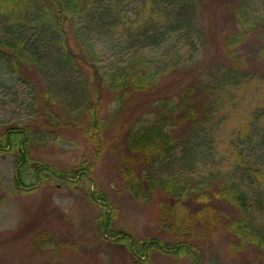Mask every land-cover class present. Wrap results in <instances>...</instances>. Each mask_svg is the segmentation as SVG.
Returning <instances> with one entry per match:
<instances>
[{"label": "trees", "instance_id": "1", "mask_svg": "<svg viewBox=\"0 0 264 264\" xmlns=\"http://www.w3.org/2000/svg\"><path fill=\"white\" fill-rule=\"evenodd\" d=\"M208 1L0 0V61L16 72L24 83V69H31L37 75L41 88L35 91L41 102H36V113L44 117L46 124L53 123L51 117L61 119L65 114L69 117L75 110H79L80 118L88 119L84 133L90 155L72 169L73 175L94 182L93 169L101 154L109 149L118 162L119 189L134 202L152 200L158 189L167 198L168 202L164 200L161 205L162 226L151 236L136 239L120 231L124 236L119 237L118 243L132 263L149 258L156 250L177 257L187 255L192 264H206L215 243L213 238L221 228L233 238L227 241V248L236 249V244L241 252H245L253 246L264 253V236L250 227L252 224L243 213L244 206L241 208L237 204L239 214L229 217L220 227L219 221L227 217L214 220L215 208L210 198L198 192L199 185H191L192 179L179 184L160 179L163 167L159 162L171 160L180 172L193 171L206 155L201 138L205 136L203 125L210 121L212 112L207 111L205 102L200 106L194 103L200 102L201 97L194 96L190 100L194 91L211 100L214 94L221 91L227 94L231 88L243 83L246 69L242 48L254 35L260 38L254 56L264 60V35L259 36L264 33V19L256 16L257 6L263 0L231 1L228 12L233 30L221 32L222 36H215L216 40L211 41L215 44L211 47L217 59L210 64L197 63L188 68V64L175 59L181 49H188V45L198 49L205 32L215 34L217 22L212 21ZM200 17L206 21V26L201 24ZM103 38H111L119 47L124 45L133 52L148 48L163 51L173 39L177 50L173 51V56L163 58V65L167 66L162 71H151L138 64L130 67L123 65V61L121 66L106 69L97 66L100 54L96 45ZM260 76L264 79V66ZM190 79L199 80L196 82L201 83L200 86L195 88ZM168 80H174L170 84V88L175 86L170 89L174 93L172 97L151 102L152 97L161 92L163 82ZM140 94L146 95L147 100L143 101L146 107L155 109L148 121L136 124V118L128 108ZM108 95L111 96L109 103H115L113 120L104 116ZM29 141L30 132L26 127H14L0 139V150L5 147L17 149L14 165L19 169L29 168L34 179L43 184L54 178H64L63 171L32 157ZM120 144L125 153L119 151ZM251 167L243 160L238 161L240 173L246 170L251 176H259L258 170ZM17 185L22 188L24 183ZM220 189L228 200L230 189ZM238 190L232 192L246 193ZM90 197L102 209L95 223L103 234L109 231L117 214V203L97 187L90 192ZM187 199L188 205L194 204L195 211L188 209V218H185ZM233 202L237 203V200Z\"/></svg>", "mask_w": 264, "mask_h": 264}, {"label": "rangeland", "instance_id": "2", "mask_svg": "<svg viewBox=\"0 0 264 264\" xmlns=\"http://www.w3.org/2000/svg\"><path fill=\"white\" fill-rule=\"evenodd\" d=\"M231 1H208L212 21L217 22L215 34L205 32L198 49L197 46L188 45V49H181L180 56L176 55L175 59L188 64V68L197 63L210 64L217 59L211 47L215 44H211V41L216 40L215 36H222L221 32L233 30L231 14L228 12ZM257 8L259 12L256 16L260 20L264 19V0L259 2ZM200 21L206 26L202 17ZM205 31L208 29L205 28ZM262 35L264 33L259 36ZM116 43L111 38H103L96 45L100 54L98 67L112 69L121 66L123 61V65L130 67L138 64L151 71H162L167 66L163 65V58L170 54L173 56V51L177 50L173 39L168 41L163 51L148 48L133 52ZM258 46L260 38L254 35L248 45L242 48L246 77L239 86L231 88L227 94L222 91L214 94L211 100L210 97L207 100L200 96L197 91L190 96V100L194 96L201 97L200 102L194 103L200 106V103L204 105L205 102L207 111L212 112L210 121L203 125L205 136L201 138L206 155L195 170L180 172V168L171 160L159 164L163 167L161 181L172 180L179 184L190 178L193 180L192 186L199 185L198 192L210 198L215 208L214 220L221 216L227 217L219 221L220 227L229 217L234 218L239 214V204L241 208L244 206L243 213L251 222L250 227L264 236V79L260 76L264 60L254 56ZM23 73L26 83L20 81L16 72L3 66L0 61V139L9 129L26 127L30 132L28 149L32 157L59 172L63 171L65 177L69 175L74 178H54L43 184L34 179L29 168L19 169L14 165L17 149L5 147L0 150V264H192L187 255L177 257L156 250L152 252L151 258H141L140 262L132 263L123 246L118 243L119 237L124 236L120 231L136 239L151 236L154 230L162 226L161 205L167 198L158 189L153 193L152 200L134 202L119 189L121 179L118 162L109 149L101 154L93 169L94 182L88 178L77 179L72 169L81 159L90 155L84 133L87 117L80 118L79 110H75L69 117H66L68 114L63 115L66 118L51 117L53 123L46 124L44 117L36 113V102H41L36 91H40L41 82L33 70L24 69ZM168 81L163 82L161 92L153 96L151 102L169 95L172 97L174 93L171 90L175 86L170 88V84L174 80ZM191 81L195 88L201 84L196 82L199 81L197 79ZM145 96H135V103L128 108L134 114L136 124L148 121L155 109L146 107L143 102L147 100ZM110 99V95L105 99L108 105L104 116L113 120L115 103H109ZM119 151L125 153L123 144H120ZM239 160L251 164L252 170L257 169L259 176H251L246 170L240 173ZM19 182L24 183L22 188L17 185ZM96 187L117 203V214L109 231L103 234L95 223L102 209L90 197V192L95 191ZM222 187L230 189L228 200L220 192ZM238 189L246 193L232 192H238ZM250 189L254 190L248 192ZM233 200H237V203ZM184 208L185 218H188V209L190 212L195 211L193 203L188 205V199ZM170 220L174 219L170 217ZM223 231L221 228L217 237L213 238L215 243L206 264H264V253L256 247L252 246L245 252H241L240 246L236 244V249L227 248V241L233 238Z\"/></svg>", "mask_w": 264, "mask_h": 264}]
</instances>
